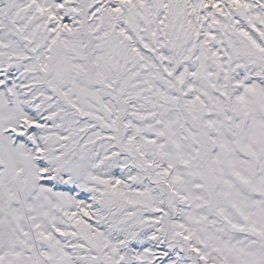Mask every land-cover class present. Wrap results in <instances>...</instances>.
I'll return each mask as SVG.
<instances>
[{"label":"snow or ice","instance_id":"6c2138e0","mask_svg":"<svg viewBox=\"0 0 264 264\" xmlns=\"http://www.w3.org/2000/svg\"><path fill=\"white\" fill-rule=\"evenodd\" d=\"M0 264H264V0H0Z\"/></svg>","mask_w":264,"mask_h":264}]
</instances>
